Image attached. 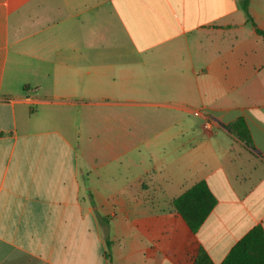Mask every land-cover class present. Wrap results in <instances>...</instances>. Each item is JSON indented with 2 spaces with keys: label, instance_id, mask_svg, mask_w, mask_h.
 I'll list each match as a JSON object with an SVG mask.
<instances>
[{
  "label": "crops",
  "instance_id": "1",
  "mask_svg": "<svg viewBox=\"0 0 264 264\" xmlns=\"http://www.w3.org/2000/svg\"><path fill=\"white\" fill-rule=\"evenodd\" d=\"M249 2L255 27L239 0H0V264H109L97 213L111 264H192L199 245L221 264L264 228ZM201 181L218 203L194 235L173 201Z\"/></svg>",
  "mask_w": 264,
  "mask_h": 264
},
{
  "label": "trees",
  "instance_id": "2",
  "mask_svg": "<svg viewBox=\"0 0 264 264\" xmlns=\"http://www.w3.org/2000/svg\"><path fill=\"white\" fill-rule=\"evenodd\" d=\"M239 1L247 22L255 27V22L249 13V0ZM257 33L264 39V32L257 29ZM229 129L246 144H252L250 133L242 119L230 125ZM92 203L95 206L93 201ZM217 203L216 197L205 181L197 183L173 201L176 213L186 222L194 235L202 227ZM97 218L106 241V257L111 264V241L108 236L109 221L98 213ZM192 264H214V262L207 251L199 245ZM221 264H264V228L261 225L255 226L231 249Z\"/></svg>",
  "mask_w": 264,
  "mask_h": 264
},
{
  "label": "built area",
  "instance_id": "3",
  "mask_svg": "<svg viewBox=\"0 0 264 264\" xmlns=\"http://www.w3.org/2000/svg\"><path fill=\"white\" fill-rule=\"evenodd\" d=\"M199 114V113H198ZM200 115V114H199ZM206 119V118H205ZM209 125H210V122L209 121H207L206 122V124H205V126H206V128H208L209 127Z\"/></svg>",
  "mask_w": 264,
  "mask_h": 264
}]
</instances>
